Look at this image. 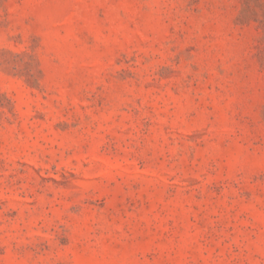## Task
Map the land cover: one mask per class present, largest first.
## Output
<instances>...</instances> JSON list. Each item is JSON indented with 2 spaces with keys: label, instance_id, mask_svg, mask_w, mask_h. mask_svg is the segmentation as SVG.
Segmentation results:
<instances>
[{
  "label": "rangeland",
  "instance_id": "374dc122",
  "mask_svg": "<svg viewBox=\"0 0 264 264\" xmlns=\"http://www.w3.org/2000/svg\"><path fill=\"white\" fill-rule=\"evenodd\" d=\"M0 264H264V0H0Z\"/></svg>",
  "mask_w": 264,
  "mask_h": 264
}]
</instances>
